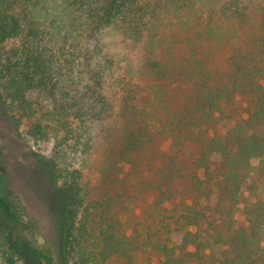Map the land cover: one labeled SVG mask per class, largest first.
Listing matches in <instances>:
<instances>
[{"label":"trees","instance_id":"1","mask_svg":"<svg viewBox=\"0 0 264 264\" xmlns=\"http://www.w3.org/2000/svg\"><path fill=\"white\" fill-rule=\"evenodd\" d=\"M203 1L245 29L216 63L210 23L197 17ZM171 29L172 50L166 48ZM108 33L141 49L137 66L129 52L118 67V92L111 91L117 59ZM12 39L19 45L8 48ZM64 53L71 74L62 71ZM0 86L17 121V113L32 110L30 89L55 94L49 115L65 129L47 163L51 183L68 196L65 248L75 262L131 264L138 251L149 250L147 264H264L262 3L176 0L158 8L140 0H0ZM237 97L244 100L240 112ZM74 119L82 133L70 125ZM211 125L220 133L204 128ZM31 132L46 138L49 126L39 122ZM98 145L102 162L94 167L86 160ZM69 146L80 150L79 166L66 164ZM6 179L0 149L4 258L16 255L19 244L43 264H56L26 238L35 220L18 197H9ZM247 179L253 199L241 207ZM215 192L218 217L202 235L194 229L206 219L202 200ZM136 206L145 216L132 226L128 216Z\"/></svg>","mask_w":264,"mask_h":264},{"label":"rangeland","instance_id":"2","mask_svg":"<svg viewBox=\"0 0 264 264\" xmlns=\"http://www.w3.org/2000/svg\"><path fill=\"white\" fill-rule=\"evenodd\" d=\"M141 3H147L150 7L152 4L158 8H163L166 3H172L176 0H140ZM264 6V0H257ZM205 1L199 3L197 17L202 18L201 21L210 23L209 28L212 29V34L215 38V48L212 52L211 61L213 63L224 60L232 49V44L245 34V29L232 21H228L227 17L221 11L219 5L206 7ZM212 9V11H211ZM236 6H230V12L236 11ZM199 11V12H198ZM210 14V16H209ZM158 12V17H166ZM211 31V30H210ZM176 33L175 29H171L166 40L169 44L166 48L172 50V38ZM106 43L112 48L116 57V66L114 69L115 80L112 82L111 91H119V82L121 80L120 67L125 61L129 52H133V66H137L141 49L123 44L121 37L117 33H108L105 36ZM19 45V40L12 39L8 42L7 47H15ZM69 55L61 56L65 65L62 71L71 74V65L68 63ZM117 68V69H116ZM61 67L53 72V83L58 81L59 71ZM54 95L49 90L40 88L30 89L27 93V100L32 110L29 112L17 113V119L12 117V111L9 106V100L5 91L0 86V149L4 159L6 171V187L7 194L12 199L18 197L26 206L29 215L34 218L35 224L33 230L25 231L26 238L35 246L49 251L56 261V264H78L70 256L66 255L65 248V216L68 206L67 193L51 183L49 174V165L47 158L53 155L56 151V145L60 142L64 135V129L58 123L56 118L49 115L53 105ZM235 105L238 111H242L244 100L237 97ZM42 122L49 126V134L46 138H32V127ZM230 123H234L235 119H229ZM19 124V126H17ZM74 131L79 129L81 122L79 120H71ZM158 125L155 124V128ZM19 128V132L17 130ZM208 128L211 134L220 133L221 129L216 125H211ZM80 133H82L80 131ZM84 137L82 141H84ZM71 143V140H69ZM172 140L168 139L163 142L162 149L167 151L171 146ZM66 155V164L70 166H79L83 163L80 150L69 146ZM80 148V146H79ZM102 149L98 145L92 157L87 158V162L94 167L100 166L102 162ZM250 181L247 179L243 182L240 194L241 207L246 202L253 199L248 189ZM218 202V193L215 192L209 200H202L201 209L206 212V219L194 229L199 230L202 235H206L209 228V221L218 217L215 211ZM135 215V216H134ZM134 215L128 216L131 225L134 226L138 220L144 219L145 213L143 208L136 206ZM0 217H2L0 213ZM133 217V218H132ZM238 219H242V214H238ZM264 238V235H263ZM19 245V244H18ZM18 253L14 256L4 258L3 252L0 249V264H43L42 261L29 255L26 250L20 245ZM152 253L149 250L138 251L135 254L134 261L131 264H147L152 258ZM112 264H126L122 261H113Z\"/></svg>","mask_w":264,"mask_h":264}]
</instances>
